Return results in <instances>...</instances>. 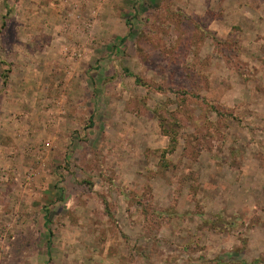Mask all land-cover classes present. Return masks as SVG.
I'll return each mask as SVG.
<instances>
[{
    "label": "rangeland",
    "instance_id": "rangeland-1",
    "mask_svg": "<svg viewBox=\"0 0 264 264\" xmlns=\"http://www.w3.org/2000/svg\"><path fill=\"white\" fill-rule=\"evenodd\" d=\"M42 261L264 264V0H0V264Z\"/></svg>",
    "mask_w": 264,
    "mask_h": 264
},
{
    "label": "trees",
    "instance_id": "trees-1",
    "mask_svg": "<svg viewBox=\"0 0 264 264\" xmlns=\"http://www.w3.org/2000/svg\"><path fill=\"white\" fill-rule=\"evenodd\" d=\"M124 39H125V37L122 38V40H124Z\"/></svg>",
    "mask_w": 264,
    "mask_h": 264
},
{
    "label": "crops",
    "instance_id": "crops-1",
    "mask_svg": "<svg viewBox=\"0 0 264 264\" xmlns=\"http://www.w3.org/2000/svg\"><path fill=\"white\" fill-rule=\"evenodd\" d=\"M44 261H42V264H43Z\"/></svg>",
    "mask_w": 264,
    "mask_h": 264
}]
</instances>
